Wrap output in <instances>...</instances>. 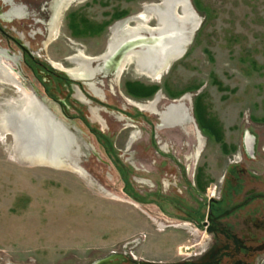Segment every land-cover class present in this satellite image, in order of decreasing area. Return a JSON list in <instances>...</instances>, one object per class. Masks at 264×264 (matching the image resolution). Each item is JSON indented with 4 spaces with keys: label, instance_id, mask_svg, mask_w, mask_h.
<instances>
[{
    "label": "rangeland",
    "instance_id": "rangeland-1",
    "mask_svg": "<svg viewBox=\"0 0 264 264\" xmlns=\"http://www.w3.org/2000/svg\"><path fill=\"white\" fill-rule=\"evenodd\" d=\"M34 1L13 0L22 4ZM41 1L42 5L47 3L40 5L45 9L33 16L27 12L0 21L7 34L18 39L40 65L1 33L0 52H6V56H0V63L18 74L23 86L66 125L73 136L66 159L73 161L80 172L21 161L13 135L0 130V263L91 264L108 260L112 264H167L201 257L211 248L212 235L196 231L192 224L184 225L186 220L165 216L155 205L132 201L122 192L115 167L128 171L140 194L157 189L175 201L182 193V206L163 203L162 208L174 214L194 205L185 194L181 168L191 181L197 172L203 192L223 199L226 205L242 201L250 191L264 192V0H188L191 11L187 13H194L196 27L186 52L155 76L137 70L131 59L119 76L112 70L97 72L90 79L98 89L97 95L83 80L69 85L45 73L46 61L50 58L72 67L66 58L73 54L102 56L116 23L136 26L145 22L157 27L156 15L146 17L144 10L161 0H75L63 11L58 34L46 47L43 42L53 0ZM182 3L186 0L174 4L176 21L180 22L184 19ZM8 9V4L0 1V12ZM118 13L123 14L115 18ZM72 15L86 29L82 34H72ZM87 26L102 29L90 33ZM146 34L142 35L150 36ZM77 82H82L81 94L77 93ZM126 82L158 89L151 97L137 99L126 92ZM10 83L0 81L1 106L13 104L20 97L17 85ZM156 93L160 96L151 112L127 101L152 102ZM54 94L74 120H68L57 105L50 104ZM183 95H188L184 106L194 122L188 119L158 126V112ZM197 95L206 118L217 124L220 141L199 127L194 114ZM195 124L203 139L198 155ZM94 134L111 139L114 159ZM227 168L244 169L239 192L227 187L237 175L228 172L229 180L224 182ZM198 200L202 204L203 199ZM255 206L252 202L229 218L237 230L241 221L238 216ZM200 210L204 212L205 208L200 206ZM253 264H264V253L257 254Z\"/></svg>",
    "mask_w": 264,
    "mask_h": 264
},
{
    "label": "flooded vegetation",
    "instance_id": "flooded-vegetation-1",
    "mask_svg": "<svg viewBox=\"0 0 264 264\" xmlns=\"http://www.w3.org/2000/svg\"><path fill=\"white\" fill-rule=\"evenodd\" d=\"M2 3H7L9 6V9L4 12H0V21H7L11 20L14 17H20L24 15L25 13H29L31 16L34 14H37L39 11H43L45 8L40 7L42 5L41 0H35L33 3H28V4H22L21 2L14 3L13 0H0ZM75 0H69L66 5H63L62 7H59V4L61 0H53L51 4V9L53 10L52 17L49 21L48 27H47V38L43 42V46L46 47L49 41H52L55 39V33L58 34L59 31V19L63 13L64 10ZM41 3V4H40ZM44 5H47L46 2H44ZM57 10H61L60 16L55 22L56 28L54 29V32L50 34V26L53 24L55 20V13ZM131 20L133 18H130ZM146 23H137L136 26H130L128 23L120 22L116 23L114 26L111 28L112 36L110 38V42L113 43L114 41L117 42H124L125 40H128L130 37H136L140 38L142 36L143 32L149 30V29H154L157 28L160 24H157V27L151 28L149 27ZM176 24H182V23H176ZM118 27V28H117ZM116 30V32H115ZM134 31H142V33H136ZM0 33L7 38V40L12 41L20 50L23 52L24 55H26L30 60L33 62H37L38 65L40 63L36 60H34V55L31 54L29 50L21 44L18 39L13 38L12 36H9L7 34V31L5 30V27L0 25ZM149 39V38H148ZM144 40V39H143ZM139 40V42L145 43V40ZM108 41V44L110 43ZM140 43H137V45H140ZM108 47V45H107ZM106 47V50H107ZM125 47V45H124ZM129 47H126L124 49H127ZM105 50V51H106ZM145 50V49H144ZM104 51V52H105ZM139 52H144V51H139ZM131 51H129L123 58L130 54ZM105 54V53H103ZM114 55V54H113ZM112 55V56H113ZM0 56L5 57L6 52H0ZM85 56H88L84 53H78V54H73V56H69L66 59L72 63V67H64L61 63L55 62L52 59H48L47 66L43 67L45 70L44 72L49 74L50 76L59 79V80H65L69 85L73 84L75 80H83L87 82V85L91 89V91L94 94H99L98 89L94 86L92 81H90L91 78L95 76L97 72H99V68L95 69V71H87L83 70L81 72L77 71V68L81 65L86 64V61L84 59ZM93 60H99V59H94L98 58V56L92 57ZM100 57V56H99ZM22 58V57H21ZM91 60V62L93 61ZM102 60V59H101ZM121 60V61H122ZM103 61V60H102ZM121 61L119 63L116 62L117 66H121ZM131 61L134 62V65L136 67V62L134 56H132ZM90 62V65L93 67L92 63ZM129 62V60L126 61V63ZM51 66L57 70L60 71H55ZM57 64V65H54ZM126 65V64H125ZM0 67L2 68L3 71H5L13 81L10 83V85H14L17 88H19V91L21 92L22 90H25L27 93L32 95L38 102V104L43 108L44 111L52 118V120L56 121L58 124L63 127L64 131L66 132V145L61 147L62 149V158L65 159L68 162H71L77 172H80L78 167H76V164L71 161L66 159L67 155L69 154V150L71 149L72 143H73V136L66 127V125L57 119L56 115L53 113V111L49 110V108L40 101V99L37 98V96L32 94L27 88H25L22 84V82L19 79V75L16 74L10 67L6 66L5 64L0 63ZM125 67V66H124ZM124 67L121 70L115 69V73L117 76L120 75L122 70H124ZM137 68V67H136ZM107 70H112L114 71V63L110 64L105 68V71ZM138 70V69H137ZM63 72H66L71 78L75 79L74 81L70 80V78L65 75ZM86 71V72H85ZM154 71V70H153ZM160 69L155 71L156 73L152 76H155ZM145 74H148L145 71H142ZM149 75V74H148ZM80 86H78V94L80 93V89H82L81 85L82 82H77ZM34 87V86H33ZM70 88V86H69ZM36 91V90H35ZM86 101V100H85ZM128 103L135 105L141 110L145 111H154L155 110V102L156 100L152 102H147L144 104L141 103H132L129 99H127ZM86 105L88 104L87 102H84ZM50 104H55L59 107L60 112L62 113L63 116H65L68 120L72 121L75 119V116H72L71 114H68L65 112L64 108V103L61 101L60 98L55 96V94L51 97ZM66 108L69 107V104H65ZM182 108V109H181ZM91 112H94L93 110ZM93 114V113H92ZM187 116V110L185 106H180V107H173L171 112H169V115L167 114L164 117V120L168 122H183L184 118ZM195 133L198 138V143L197 147L195 150V155H198L200 151V147L203 143V139L201 136V133L199 130L195 127ZM99 132V131H98ZM95 138L99 140L104 149L105 153L112 157L114 159L115 157V152H114V147L112 146L111 139L102 134H94ZM250 142L252 141V137L248 136ZM114 164V163H113ZM117 170V173L119 175L120 180L122 181V192L126 194L132 201H135L139 204L142 205H155L157 206L162 213H164L165 216H170L174 219L177 220H186L187 222H184V225L192 224L194 229L196 231H204L205 233H210L213 238L211 248L206 251L204 254H202L201 257L197 259H191L185 262L181 263H167V264H253L255 261V258L257 257V254L259 253H264V192H255V191H250L245 195L242 201H237L232 204L226 205L221 198L219 199H214L211 196H208L205 192H203L202 187L200 186L201 179L200 176L197 174H194V179L191 181L188 179L186 176L187 172L184 168L180 169V179L182 182L185 184V194H187V197L193 201L194 205H190V209H186L183 211V213L176 212L174 213H169L166 210L162 208L163 203H170V205L175 206L179 205L182 206V201L183 199L179 196L175 198V201L168 199L164 193H162L159 189V191L154 190V191H149L145 192L144 194H140L132 185L133 182L130 181V177H128L129 173L126 171V169H123L122 167H115ZM71 169V168H70ZM135 168H131V170H134ZM230 173H234V175H237L235 177V182L233 184H228L227 187H230L231 189L239 190L242 189L243 181H242V175L244 174V169L242 168H227L225 173H224V182L226 181V175ZM146 182L149 183V180L144 179ZM229 180V179H227ZM147 183V184H148ZM133 190V191H132ZM226 191H228L226 189ZM229 194V193H227ZM199 197L203 199L202 204L199 203ZM255 202L256 206L251 209V210H245L242 215L238 216L241 221L239 220L240 223V228L239 230L236 229V225L233 224L229 218L235 214L236 211H240L245 209L250 203ZM200 206L205 208V211L202 212L200 210ZM175 227H179V225H174Z\"/></svg>",
    "mask_w": 264,
    "mask_h": 264
},
{
    "label": "bare ground",
    "instance_id": "bare-ground-1",
    "mask_svg": "<svg viewBox=\"0 0 264 264\" xmlns=\"http://www.w3.org/2000/svg\"><path fill=\"white\" fill-rule=\"evenodd\" d=\"M68 1L69 0H61L59 7L66 5ZM177 1L178 0H161L160 4L146 6L144 10L146 17L155 14L160 25L157 28L145 31L150 35L149 37L140 36L145 37V40H147L145 43L141 44L139 42L140 39L136 37H130L124 42L114 41V45L110 42L105 54L94 59H102L105 66L106 64L109 66L111 60L110 56L116 54L121 46L128 43L129 48L124 49L122 56L116 62L119 63L129 51H131V53L121 61V66L118 67L115 62V69L118 68V70H121L125 66L126 61L132 59V56H134L136 67L139 71H145L151 76L154 75L156 73L155 71L161 69L178 56L181 50L180 47L186 42L188 32H190L193 25L196 24L194 13H187V10L191 11V8L188 7L187 0L186 4L182 3L184 19L181 22L179 20L176 21L174 9L177 5L174 4ZM60 13L61 10H57L55 13V20L49 30L50 34L54 32L56 28L55 22L59 18ZM177 22L182 24H176ZM187 23L190 24L189 27H186ZM134 32L142 33V31ZM137 43H140V45L135 46ZM139 51L144 52L142 53ZM84 59L86 64H80L77 68L78 72L83 70L95 71V69L98 68L90 65L91 60H93L92 58L85 56ZM3 80L7 82L13 81L0 67V81ZM19 96L18 101L13 104L0 105V130L3 133H11L13 135L17 157L25 163L46 164L75 169L71 162L62 158L63 154L61 152V147L67 143L65 138L66 132L63 127L52 120L46 111L38 104L37 100L25 90H22Z\"/></svg>",
    "mask_w": 264,
    "mask_h": 264
},
{
    "label": "trees",
    "instance_id": "trees-1",
    "mask_svg": "<svg viewBox=\"0 0 264 264\" xmlns=\"http://www.w3.org/2000/svg\"><path fill=\"white\" fill-rule=\"evenodd\" d=\"M123 13H118V15H115V18H119L122 16ZM83 23L86 21L85 19H80ZM79 21H76V18L72 15L71 22H70V28L72 29L73 35H79L85 32V28H81L80 24H78ZM90 33H95L97 31H100L102 27H94V26H87ZM126 92L133 98L141 99V98H148L151 97L158 89V86H143L140 84H134L131 82L125 83ZM171 97H174L173 94L170 95ZM177 96V95H176ZM175 96V97H176ZM200 95L196 96V99L194 100V114L196 116L197 123L199 124V127L205 131L208 135L214 134L216 135L217 141H220V138L218 136V130L216 129L217 124L210 120L209 118H206L205 115V109L201 107L199 103Z\"/></svg>",
    "mask_w": 264,
    "mask_h": 264
},
{
    "label": "water",
    "instance_id": "water-1",
    "mask_svg": "<svg viewBox=\"0 0 264 264\" xmlns=\"http://www.w3.org/2000/svg\"><path fill=\"white\" fill-rule=\"evenodd\" d=\"M187 2H188V7H189V1L187 0ZM190 8V7H189ZM193 11V10H192ZM175 17V16H174ZM173 19V18H172ZM176 19V18H175ZM196 27V24H194L193 25V28H192V30L190 31V32H188V37L186 38V42L185 43H183L182 44V46L180 47V52L178 53V56L175 58V59H177V58H179V57H181L185 52H186V50H187V44L189 43V41H190V34H191V32L193 31V29ZM146 35H148V34H146ZM145 36V35H144ZM139 39H141V40H145V37H140ZM143 40V41H144ZM145 41H147V40H145ZM129 46V44L127 43L126 45H125V47H128ZM135 46H138V45H135ZM134 46V47H135ZM123 52H124V45L123 46H121V48H119V51H117L116 52V54H114L113 56H110L111 58V60H110V64H112V63H114V66H115V62L118 60V59H120V57L122 56V54H123ZM174 59V60H175ZM93 62H95L96 64H95V66L94 67H98L99 68V72H101V71H105V68L108 66V64H106V66H105V63H104V61H102L101 59L100 60H93L91 63H93ZM109 64V65H110ZM49 65L51 66V64L49 63ZM52 67V66H51ZM53 68V67H52ZM115 68L116 67H114V72H115ZM55 71H60V70H57V69H55V68H53ZM62 73H64L65 75H67L69 78H70V80H72V81H74L75 79H73V78H71L66 72H63V71H61ZM159 96H160V94H158V93H156V95H155V100H157L158 98H159ZM188 97V95H183V96H181L179 99H173L171 102H169L161 111H159L158 112V116H159V120H160V124L158 125V126H172V125H174V124H181V123H184L186 120H188V119H190L191 121H193V118H192V116H191V114H189L190 112H189V109L187 110L189 113L187 114V116L184 118V120H183V122H181V123H179V122H168L167 123V121H165L164 120V117L168 114L169 115V112H171V110H172V108L174 107H182V106H184L185 104H184V99L185 98H187ZM182 109V108H181ZM194 122V121H193ZM195 127L197 128V126H196V124H195ZM198 129V128H197ZM0 264H15V263H0ZM91 264H112V263H110L108 260H99V261H95V262H92ZM141 264H166V263H159V262H142Z\"/></svg>",
    "mask_w": 264,
    "mask_h": 264
}]
</instances>
